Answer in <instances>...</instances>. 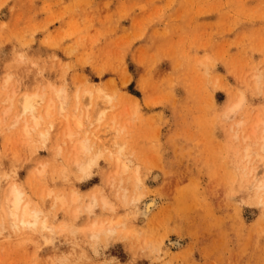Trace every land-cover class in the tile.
I'll return each mask as SVG.
<instances>
[{
	"label": "rangeland",
	"instance_id": "374dc122",
	"mask_svg": "<svg viewBox=\"0 0 264 264\" xmlns=\"http://www.w3.org/2000/svg\"><path fill=\"white\" fill-rule=\"evenodd\" d=\"M263 119L264 0H0V264H264Z\"/></svg>",
	"mask_w": 264,
	"mask_h": 264
},
{
	"label": "bare ground",
	"instance_id": "6f19581e",
	"mask_svg": "<svg viewBox=\"0 0 264 264\" xmlns=\"http://www.w3.org/2000/svg\"><path fill=\"white\" fill-rule=\"evenodd\" d=\"M97 91L101 92L104 91L102 87L98 86ZM39 95L36 93H23L20 104H21V111L25 114H30V116L35 120V124H39V119L37 118L38 113V107L37 102L39 101ZM241 99L239 102L234 104L230 109L229 112H234L240 105H241ZM64 105L60 106V110H64ZM27 119L29 116L27 115ZM263 122V134H262V140L264 141V119ZM264 146V143H263ZM84 148V147H83ZM92 161H89L88 164H90ZM85 172H88V166H85L84 168ZM248 174L251 175V177H254L252 169H249ZM153 180L157 181L159 179V174H155L152 177ZM253 182L256 183V188H263L264 187V178L260 179L258 177H254ZM4 197V218L5 221L8 222L12 227H15L16 229L20 228H35V227H42L44 229L52 228L51 225H49L45 217L41 215V211L38 208H32L29 204V201L25 200L24 191L21 189V187L14 183L9 186V190L7 194H3ZM74 195V194H72ZM142 192L140 190V193L136 194V197H134L133 201H139L142 196ZM75 196V195H74ZM263 196V194H262ZM264 198V197H263ZM55 202L60 204V207H64L68 204V198L64 194H57L54 196ZM71 199L73 197L71 196ZM262 201V200H261ZM264 201V200H263ZM102 204L103 206H106L108 203V200L105 196L94 193L91 196L90 202L87 205L86 209L89 212H94V208L97 206V204ZM157 206V200L152 198L149 200H146L141 209L138 211V215L143 217L144 219L148 217V215L153 211V209ZM96 209V208H95ZM3 218V219H4ZM1 219V218H0ZM118 223H121V218H113V219H107L105 221H100L96 218L94 220H91L90 222L86 223L84 226H87L86 229L89 231L90 237L92 238H98L101 233H105V236L111 237V235L115 232L116 225ZM107 238V239H108ZM96 240V239H95ZM175 245H180L179 240L172 241Z\"/></svg>",
	"mask_w": 264,
	"mask_h": 264
}]
</instances>
